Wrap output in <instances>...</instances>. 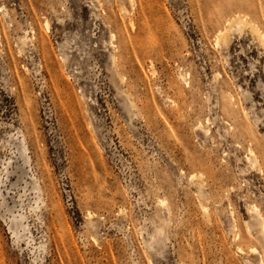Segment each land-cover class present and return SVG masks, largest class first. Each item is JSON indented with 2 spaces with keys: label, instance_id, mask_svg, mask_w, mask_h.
<instances>
[{
  "label": "rangeland",
  "instance_id": "1",
  "mask_svg": "<svg viewBox=\"0 0 264 264\" xmlns=\"http://www.w3.org/2000/svg\"><path fill=\"white\" fill-rule=\"evenodd\" d=\"M254 24L264 0H0V264H264Z\"/></svg>",
  "mask_w": 264,
  "mask_h": 264
},
{
  "label": "bare ground",
  "instance_id": "2",
  "mask_svg": "<svg viewBox=\"0 0 264 264\" xmlns=\"http://www.w3.org/2000/svg\"><path fill=\"white\" fill-rule=\"evenodd\" d=\"M128 1L132 2L133 0H128ZM253 26H254L255 30L258 31L259 37L262 38L264 33L260 30L259 25L258 24H254ZM217 41L218 42H223V43H227L228 42V29L226 27L222 28V29H220L218 31ZM263 43H264V41H263ZM113 59L115 60V56L114 55H113ZM182 79L184 80V78H182ZM186 83H189V81L186 80ZM244 122H245V124H247L246 121H244ZM250 159H251L252 166L256 167L259 170H263L264 157L260 156L259 152H257V150H255L253 147H250ZM261 232L264 233V224H261Z\"/></svg>",
  "mask_w": 264,
  "mask_h": 264
}]
</instances>
